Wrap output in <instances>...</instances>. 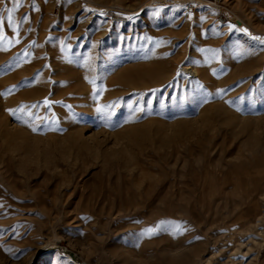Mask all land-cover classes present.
<instances>
[{"label":"rangeland","instance_id":"374dc122","mask_svg":"<svg viewBox=\"0 0 264 264\" xmlns=\"http://www.w3.org/2000/svg\"><path fill=\"white\" fill-rule=\"evenodd\" d=\"M202 3L0 0V264H264V0Z\"/></svg>","mask_w":264,"mask_h":264},{"label":"bare ground","instance_id":"6f19581e","mask_svg":"<svg viewBox=\"0 0 264 264\" xmlns=\"http://www.w3.org/2000/svg\"><path fill=\"white\" fill-rule=\"evenodd\" d=\"M183 70L191 78L196 76V72L195 71L189 70L187 68H183ZM218 107H212L211 108V107L208 106L207 108L203 109L202 110L203 116L200 119V121H201L200 123H203V124L207 125V124H209V120L213 121L216 117H219V115L221 113L220 112L221 108L219 109ZM222 110H223V108H222ZM222 112H224V111H222ZM262 118H264V117H262ZM154 122L157 125V127L155 129V132H154V135H155V138L158 137L157 139H160V140H166V137L168 136L167 135V130L171 131L172 135H174V136L175 135H182L183 136V135L186 134V129L188 127V123L186 121H184V120H179V121L175 122V124H171V125L168 124V123L159 121V120H156ZM154 122H153V124H154ZM248 122H250V121L248 120ZM153 124L149 123V124H146L143 127H140L139 125L136 126V127L134 126L133 128H130V129L127 130L128 132H127V134L125 136L131 142H133L132 144H136V143L138 144V142H141L142 140H145V139L148 138L149 132L152 131L150 128H152ZM243 125H245V124H243Z\"/></svg>","mask_w":264,"mask_h":264},{"label":"built area","instance_id":"2783aa9c","mask_svg":"<svg viewBox=\"0 0 264 264\" xmlns=\"http://www.w3.org/2000/svg\"><path fill=\"white\" fill-rule=\"evenodd\" d=\"M202 4H205L208 8H210L213 11V19L217 24H223L225 20V14L223 13V8L220 5V0H201ZM191 7H188V10H190Z\"/></svg>","mask_w":264,"mask_h":264},{"label":"water","instance_id":"95a60500","mask_svg":"<svg viewBox=\"0 0 264 264\" xmlns=\"http://www.w3.org/2000/svg\"><path fill=\"white\" fill-rule=\"evenodd\" d=\"M66 254L68 255L69 258L75 260V256L71 252L66 251Z\"/></svg>","mask_w":264,"mask_h":264},{"label":"snow or ice","instance_id":"6c2138e0","mask_svg":"<svg viewBox=\"0 0 264 264\" xmlns=\"http://www.w3.org/2000/svg\"><path fill=\"white\" fill-rule=\"evenodd\" d=\"M230 27H231V26H230ZM244 31H246V30H244ZM252 39L260 40L261 43H264V40H262V39L259 38V37H252ZM149 231H151V229H150Z\"/></svg>","mask_w":264,"mask_h":264}]
</instances>
